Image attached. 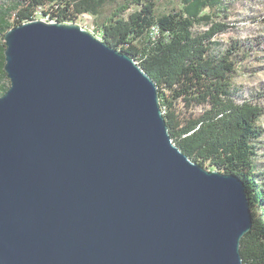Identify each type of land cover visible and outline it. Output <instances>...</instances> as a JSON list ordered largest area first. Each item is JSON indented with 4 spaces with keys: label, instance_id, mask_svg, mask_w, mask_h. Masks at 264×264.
<instances>
[{
    "label": "water",
    "instance_id": "water-1",
    "mask_svg": "<svg viewBox=\"0 0 264 264\" xmlns=\"http://www.w3.org/2000/svg\"><path fill=\"white\" fill-rule=\"evenodd\" d=\"M0 264H243V180L172 141L153 79L76 23L4 34Z\"/></svg>",
    "mask_w": 264,
    "mask_h": 264
},
{
    "label": "trees",
    "instance_id": "trees-1",
    "mask_svg": "<svg viewBox=\"0 0 264 264\" xmlns=\"http://www.w3.org/2000/svg\"><path fill=\"white\" fill-rule=\"evenodd\" d=\"M237 6L241 0H16L0 11V34L34 20L38 9L56 22L75 23L82 14L99 17L108 8L95 36L129 54L153 79L174 144L206 169L245 183L253 224L241 238L240 254L243 264H264V179L256 161L263 108L252 98L238 102L232 86L246 71L253 44L213 40L229 28L225 20ZM4 49L3 41L0 96L9 87Z\"/></svg>",
    "mask_w": 264,
    "mask_h": 264
},
{
    "label": "rangeland",
    "instance_id": "rangeland-1",
    "mask_svg": "<svg viewBox=\"0 0 264 264\" xmlns=\"http://www.w3.org/2000/svg\"><path fill=\"white\" fill-rule=\"evenodd\" d=\"M15 2L16 0H0V11L14 7ZM241 2L243 6H237L235 13L232 10L231 15L225 20L230 25L229 28L215 36L213 40L228 44L234 40L245 39L253 44L251 55L244 61L246 71L233 79L232 86L237 90L235 98L238 102L244 98H252L262 106L263 114L259 123L264 129V0H241ZM108 11L106 8L99 17L82 14L75 23L97 35L101 18L108 15ZM10 16L9 21L14 23L16 17L14 10L10 12ZM35 19L47 21L42 15L41 9L37 10ZM3 41L4 38L0 34V44ZM216 50L217 47L213 46V51ZM4 82L5 84L10 83L8 78ZM259 145L261 148L258 150L256 161L260 165L264 179V134Z\"/></svg>",
    "mask_w": 264,
    "mask_h": 264
},
{
    "label": "built area",
    "instance_id": "built-area-1",
    "mask_svg": "<svg viewBox=\"0 0 264 264\" xmlns=\"http://www.w3.org/2000/svg\"><path fill=\"white\" fill-rule=\"evenodd\" d=\"M45 19H46L47 21H49V22H56V21H54V20L49 19L48 17H45Z\"/></svg>",
    "mask_w": 264,
    "mask_h": 264
}]
</instances>
